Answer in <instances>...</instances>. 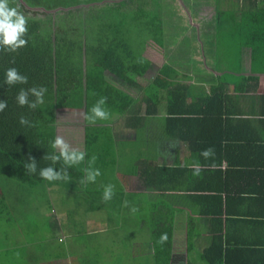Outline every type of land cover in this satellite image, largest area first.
I'll return each instance as SVG.
<instances>
[{
    "label": "crops",
    "instance_id": "1",
    "mask_svg": "<svg viewBox=\"0 0 264 264\" xmlns=\"http://www.w3.org/2000/svg\"><path fill=\"white\" fill-rule=\"evenodd\" d=\"M92 1L96 0L88 2ZM127 1L113 5V10L121 9L114 26L122 45L116 44L115 51L130 57L158 53L156 70L167 65L176 76L161 80L150 116H144L143 87L131 76L115 79L107 71L103 81L129 100L125 108L109 110L116 119L89 123L84 119V103L79 115L75 113L79 101L66 103L67 116L75 120L63 138L87 153L85 161L68 168L77 173L73 170L76 174L69 180L59 181L62 189L54 185L35 192L44 197L41 205L34 202L33 207L39 206L35 224L25 220L26 214L23 221L8 224L3 232L7 247L19 264H41L34 255L38 252L50 264L62 258L68 264H97L113 253L115 264H156L154 246L167 233L168 240L161 244L167 246L163 254L167 264H206L202 253L215 238L223 248L217 264H264V0H184L185 7L181 0H131L130 23ZM169 7L177 15L180 35L186 38L176 36V42L165 44L164 31L170 28L169 24L163 27V12ZM90 11L85 15L92 20L96 13ZM110 22L112 17L100 26ZM83 26L78 36L84 54L92 51L100 33L89 24ZM180 42L191 52L186 57L190 74L183 60L171 66L168 59ZM143 55L149 69L154 62ZM121 82L130 85L129 92L119 86ZM171 83L183 87L179 93L185 95V105H198L191 113H199V119L202 101L217 97L221 121L204 127L184 115L178 122H169L166 106ZM77 116L81 125L74 124ZM139 117H144L141 123ZM87 127L101 128L108 136L98 135L99 140L86 148ZM58 131L55 125V138ZM207 148H214L215 156L205 160L200 153ZM92 156L97 157L92 166L101 175L95 183L81 184ZM196 162L203 166L199 176L193 175L191 167ZM213 162L215 168L210 167ZM107 184L115 185V194L105 201ZM52 195L54 200L47 201ZM132 207L137 208L135 213ZM108 229V234L114 230L117 248L106 246L109 254L103 256L99 248L91 247L101 243L93 244L91 238L102 237ZM142 257L145 262H140Z\"/></svg>",
    "mask_w": 264,
    "mask_h": 264
},
{
    "label": "trees",
    "instance_id": "2",
    "mask_svg": "<svg viewBox=\"0 0 264 264\" xmlns=\"http://www.w3.org/2000/svg\"><path fill=\"white\" fill-rule=\"evenodd\" d=\"M9 3L11 7H17L22 13H26V9L41 8L40 0H9ZM61 7L63 8V6ZM65 10H69V7H66ZM114 11L112 10V13ZM107 15L109 16V12ZM27 20L28 32L25 36L28 41L27 45L16 52L0 49V101H7V107L3 112H0V175L8 179L13 178L21 183H29L32 186L44 181L39 176L41 168L53 166L54 170L59 171L62 166V162H57V164L53 165L51 161L44 159L46 154L55 151L51 145L55 140L54 123L55 103L57 100L67 103L73 99L79 101L81 98L84 103L85 113H89L90 107L92 108L100 97L106 96L107 103L104 107L107 110L115 109V111H118L125 108L129 105L128 98L124 97L117 89L106 84L103 81V74L106 71H110L115 76L122 78L129 71H126V69L120 71V66L126 64V59H129L130 56L129 54H119L115 51L117 49L116 44L122 45V42H117L115 26L111 22L105 27V32L104 30L99 31V36H101L102 32L103 37L100 38V41H103L102 44H99V58L95 60L93 56L91 57L90 52H85V54L81 52V45L76 47L70 45L59 49L60 43L52 44L48 27L41 28L38 25V21L29 18ZM118 40L120 41L121 39ZM75 50L78 51L76 52ZM137 59L143 65L141 67L143 71H140V67L135 65L131 66L130 70H134L131 73L141 77L148 68L149 63L142 58L141 54ZM84 60L85 62L83 63ZM12 67H15L21 74L28 77L27 84L9 86L5 83L6 71ZM174 76H176V70L170 66L163 65L156 71L154 80L143 87L144 116H150L154 112V96L161 80L170 81ZM34 86L47 88V92L44 95V103L38 105L34 110L26 105L20 106L16 100L19 90ZM180 90H184L183 87L171 83L167 92L166 108L169 122L173 120L178 122L177 119L184 115H190L187 116L189 118L188 121H201L204 127L214 124V121L217 123L221 121L220 118L223 111L220 112L221 105L219 102L218 106H215L218 100L217 97L210 96L202 101V107L199 109L201 118L199 119V113L196 116L191 113L195 108H198V105L195 102L185 105V95L179 93ZM151 91H153V94ZM122 98L127 99L123 100ZM121 99L124 103H122ZM29 100H35V97L29 96ZM21 116L27 118L29 121L27 125H21ZM142 119L144 117H139L137 121L139 120L141 123ZM86 129L84 139L86 148H89V146L99 140L98 133L101 128L87 127ZM29 156L36 159L37 172L35 174L27 173L24 168V164L29 162ZM73 170L68 169L69 176L77 173L76 170H74L76 173ZM2 197L3 195L1 194L0 204L3 202ZM154 248L156 264H167L168 259L163 256L168 251L166 249L167 246L157 244ZM222 250L219 238H215L214 242L204 250L201 257L206 264L221 263L223 258Z\"/></svg>",
    "mask_w": 264,
    "mask_h": 264
},
{
    "label": "rangeland",
    "instance_id": "3",
    "mask_svg": "<svg viewBox=\"0 0 264 264\" xmlns=\"http://www.w3.org/2000/svg\"><path fill=\"white\" fill-rule=\"evenodd\" d=\"M90 0H40L41 3V8H33L32 10L26 9V13H23L26 18H29L31 20L34 21H38V25L44 28H47L48 31L50 30V34L49 37H51V42L52 44L55 45L57 43H60L59 49L60 48H64L66 46H70L73 45L72 47H76L81 45V42L79 40V36H78V31L81 30L82 28L85 29V27L83 26V24H89L91 27L93 26L94 28H96L97 32L104 30L106 31L105 27L100 26V24H104L106 22H108V20H111L112 17V23L117 24V20H115V18L119 15V13L121 12V9H117L116 11H118L116 13V11H114L112 13L113 10V5H117L116 2H118L119 0H96V1H92V2H88ZM196 1V0H195ZM84 2V3H82ZM106 2V3H105ZM182 3H184V7L186 6V3L184 0H181ZM109 3V4H108ZM196 3H199L198 1H196ZM73 6H71V5ZM181 4V3H180ZM131 5H134V3L131 2V0L127 1V10L125 11L126 13V18L128 20V23H130V18L133 16V11L132 8H130ZM179 5V4H178ZM182 5V6H183ZM63 6V8L61 7ZM66 7H69V10H65ZM89 7H92L91 11L89 9ZM71 8V9H70ZM188 8V7H187ZM46 9V10H44ZM95 10V11H94ZM91 12H95L96 13V17H92V20H89L88 15L85 14H89ZM107 12H109V16L107 17ZM112 13V15H111ZM164 25L163 27L166 29L167 28V24H169V28L170 30L164 31L166 35L165 40V44L170 43V41L172 42H176L175 37L176 36H180V38H186L184 35H180V33H182V28L180 26H178L177 22H178V18L177 15L174 16L173 15V11H172V7H169L167 11H165L164 9ZM84 17V18H83ZM105 17V18H103ZM101 18H103V20L101 21ZM137 29H140L137 28ZM193 33V31H192ZM103 38V37H102ZM102 41H100V38L96 40V45L93 47L92 52L91 53V57L93 56L95 58V60H97L99 58V44H102ZM101 42V43H100ZM184 43V42H180L179 44ZM82 46V45H81ZM186 45H180L179 47H174L175 51H172L171 53H168L167 56L169 59V62L171 64V66L174 63L179 64V61L182 62V64H184L185 66H189V59H186V57H189L191 52L185 50ZM183 48L184 50L180 49ZM83 49V48H81ZM85 54V53H84ZM140 55V53L137 54V56ZM143 55V54H141ZM137 56H131L129 59H126V64H124L123 66H120V71L126 69V71L128 70L129 72L124 74L122 78H124V80H129V77L131 76V78L133 79L134 82H136L138 84L139 87H144L146 86L147 82L152 81V79L154 78L155 74H156V69H157V65L159 64V56L160 54L156 53L155 56L151 55V54H147L144 53L143 56L151 59L154 63L151 64V67L149 69H146V71L143 73V75L141 77L136 78L135 74L131 73L134 70H130L131 66L133 67V65L135 66H139L140 69L141 67H143L142 64H140L141 62L137 59ZM143 58V57H142ZM144 59V58H143ZM128 60V61H127ZM85 62V60L83 61V63ZM128 62V63H127ZM96 64V63H95ZM128 64H130V66H128ZM93 65V64H92ZM156 65V66H155ZM191 68L187 67L186 72H188L189 74L191 73ZM114 70H116L115 68H112ZM118 70V69H117ZM137 70V69H136ZM135 70V71H136ZM140 71H143L142 69ZM110 72V71H107ZM108 73V77L111 78H118L117 76H115L114 73ZM110 75V76H109ZM135 78V79H134ZM114 83V82H113ZM118 86V85H117ZM120 87H122V89L126 90L127 92H129L128 88L130 87L129 84L121 82L119 84ZM116 87V86H115ZM118 87V88H120ZM132 90H130L131 92ZM149 93V92H148ZM147 93V94H148ZM151 93L153 94V91H151ZM160 95V93H159ZM55 123L54 125H57V130L60 129V131H64V134L62 133L61 137H64L67 133L68 128L70 127V125H72L73 123V118L67 116L68 112L70 111L69 108L66 106V103H62L60 100H57V102L55 103ZM79 105L81 107H79L77 109V111L75 112L76 114H81V109H82V99L80 98L79 100ZM91 109V107H90ZM109 111V110H108ZM111 113H114L113 111H110V117L107 120H97L96 122H100L102 124H106L107 122L111 121L112 119L115 118L112 117L113 115ZM79 117V118H78ZM78 118V119H77ZM76 118V125H81V116H77ZM116 119V118H115ZM73 124V125H74ZM55 129V128H54ZM60 131L57 132V136H60ZM109 133L108 131H105L103 133L99 132L98 135L105 138L106 136H108ZM160 133L157 134H153L154 137L159 136ZM69 137L70 134H69ZM157 139V138H156ZM155 139V140H156ZM67 142V138L65 139ZM57 186L60 187L61 189L63 188L61 182L59 181H47L44 180L42 183H37L36 185H32L30 186L29 183L25 184V183H21L16 181L13 178H5L2 177L0 175V196L1 194L3 195V202L2 204H0V264H19V261L17 259V256L13 255L10 250L11 247H7L9 245L8 241L4 238V228L12 223L13 220H20L23 221L24 219H22V214H26L24 216L25 220L27 222H31L30 224H35L34 220L36 219V210L39 209V206L33 207L34 206V202L35 200L38 201L39 204L37 205H41L42 201L44 200V197L42 196V194L39 196H35L34 194H36L35 192H41L42 190H47V189H53V186ZM41 190V191H40ZM32 193V194H31ZM1 198V199H2ZM47 201H49V199H51L50 201H52V199L54 200V195L50 197L47 196ZM66 200H68V198L66 197ZM32 202V203H29ZM53 211L59 214H62L60 211L56 210L53 207ZM21 214V215H17V214ZM109 229L108 231H106L105 234H102L100 236H97L96 239L95 236L93 238H91L92 243L94 244V242H100V245L97 246H91L93 248H99L98 250H100L99 252L103 255L106 256L107 252H105L106 246L108 248L113 249V247L117 248V241L114 244L113 242L114 239L116 237L114 234V230H112V232L109 233ZM95 240V241H94ZM103 241H106L103 243ZM103 244V245H102ZM35 257H38V262L41 264H50V262H47L46 259L44 258L43 254L41 252H38L37 254H34ZM94 257V256H93ZM143 258H139L140 262H145L143 261ZM96 262V260H95ZM97 264L101 263V264H115V260H114V253H113V257H109L107 255L106 260H97ZM73 263V262H72ZM55 264H68V261L66 259H60V261H57Z\"/></svg>",
    "mask_w": 264,
    "mask_h": 264
},
{
    "label": "clouds",
    "instance_id": "4",
    "mask_svg": "<svg viewBox=\"0 0 264 264\" xmlns=\"http://www.w3.org/2000/svg\"><path fill=\"white\" fill-rule=\"evenodd\" d=\"M28 20L26 16L18 10L17 7H11L9 0H0V49L16 52L18 49L27 45L28 41L25 38L28 32ZM5 83L9 86L16 84H27L28 77L21 74L15 67L9 68L6 71ZM47 92L45 87H31L21 88L17 94L16 100L20 106H27L30 109H36L38 105L44 103V95ZM29 96H34L35 100H29ZM107 103V97L102 96L92 106L89 113L84 114V119L89 123H95L97 120H107L110 117V112L104 107ZM7 107V101H0V112H3ZM21 125H27L29 121L26 117H20ZM52 148L55 150L52 153L46 154L44 159L49 160L52 164L62 162V166L59 171L54 170L53 166L41 168L39 170V176L47 181L56 180H69L68 168L74 165H79L85 161L87 153L80 148L73 147L63 137L57 136L52 142ZM200 155L205 160L213 158L215 156L214 148H207L203 150ZM97 157L92 156L89 160V166L84 169L85 177L81 180V184L95 183L98 176L101 175L100 169L95 168L92 165L95 164ZM27 163L24 164V168L27 173L35 174L37 172V162L34 157L29 156ZM193 169V175L199 176L203 170V166L196 162L191 165ZM210 167L215 168L216 164L213 162ZM115 194V185L107 184L104 186L103 199L108 201L112 199ZM125 206H128V202L125 201ZM131 211L135 213L137 208L132 207ZM168 240L167 233H163L160 236L159 243L164 244Z\"/></svg>",
    "mask_w": 264,
    "mask_h": 264
}]
</instances>
